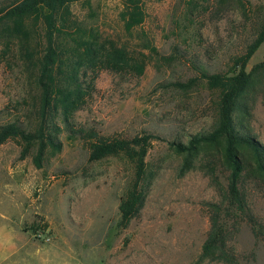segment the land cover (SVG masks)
I'll list each match as a JSON object with an SVG mask.
<instances>
[{
  "label": "rangeland",
  "instance_id": "rangeland-1",
  "mask_svg": "<svg viewBox=\"0 0 264 264\" xmlns=\"http://www.w3.org/2000/svg\"><path fill=\"white\" fill-rule=\"evenodd\" d=\"M140 1L144 18L130 33L119 21V0L71 6L79 22L103 37L129 49L148 40L155 50L142 51L148 62L136 85L99 70L71 128L108 139L149 137L144 162L151 184L141 209L126 228L118 226L117 207L133 176L124 154L88 161V142L60 125L59 150H47L36 168L31 152L19 159V147L6 141L0 145V264H222L199 253L208 231L206 204L220 201L227 172L210 146L190 156L191 168L179 176L182 155L170 142L186 143L214 119L213 94L202 80L188 83L197 77L188 61L206 72L226 71L229 58L253 40L264 0ZM260 62L264 42L244 71ZM18 66L0 44V123L22 114ZM245 105L236 121L264 147V94L248 96ZM241 182L255 221L239 222L228 245L239 264H264V180L247 174Z\"/></svg>",
  "mask_w": 264,
  "mask_h": 264
},
{
  "label": "trees",
  "instance_id": "trees-1",
  "mask_svg": "<svg viewBox=\"0 0 264 264\" xmlns=\"http://www.w3.org/2000/svg\"><path fill=\"white\" fill-rule=\"evenodd\" d=\"M89 1L0 2V44L4 54L13 51L24 89L18 103L22 106L21 116L0 123V145L13 141L19 147V159L31 152L32 163L39 168L47 150L51 153L59 150L58 134L62 125L70 135L77 133L88 142V161L124 154L133 166V176L117 207L118 226L124 229L141 209L151 184L144 162L145 143L149 137L101 138L93 130H72L71 118L93 92V81L99 70L128 78L136 85L148 62L142 51L155 54V50L148 40L129 49L103 37L97 28L83 25L74 17L71 6ZM119 3V21L123 30L130 33L143 21L142 3L140 0H119ZM260 12L253 40L240 54L229 58L226 71L206 72L194 60L188 61L197 74L188 83L202 80L213 94L214 119L207 131L190 136L186 143L170 142L174 151L182 155L179 176L191 168L190 156L210 146L217 149L220 164L227 172L220 201L206 204L208 231L200 246L199 259L210 262L239 264L228 245V237L239 222L255 221L240 188L241 179L252 174L264 180V147L236 121V115L247 113L245 100L248 96L264 94L261 88L264 86V62L244 71L248 59L264 42V5ZM87 75L91 77L86 81ZM174 85L185 87L180 83ZM205 171L216 183L213 170L205 167Z\"/></svg>",
  "mask_w": 264,
  "mask_h": 264
}]
</instances>
